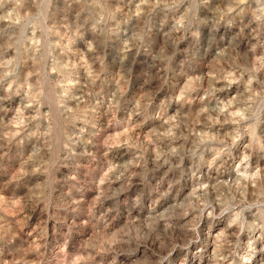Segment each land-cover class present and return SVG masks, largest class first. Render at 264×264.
<instances>
[{
	"label": "clouds",
	"instance_id": "obj_1",
	"mask_svg": "<svg viewBox=\"0 0 264 264\" xmlns=\"http://www.w3.org/2000/svg\"><path fill=\"white\" fill-rule=\"evenodd\" d=\"M9 258L264 264V0H0Z\"/></svg>",
	"mask_w": 264,
	"mask_h": 264
},
{
	"label": "rangeland",
	"instance_id": "obj_2",
	"mask_svg": "<svg viewBox=\"0 0 264 264\" xmlns=\"http://www.w3.org/2000/svg\"><path fill=\"white\" fill-rule=\"evenodd\" d=\"M139 71H140V69H139V67H137V68L134 70V74H135V72H139ZM120 79H124V77H123V73H121V75H120ZM138 83H139L138 81H136L135 79H132V82H131V84L129 85V87H130L132 90H136V87H137V84H138ZM151 91H153V89L145 88V89H144V92H143V93H139V94H140V95H143L144 93H149V92H151ZM108 124L111 125V120L108 121ZM92 167H95V165L93 164ZM87 174H89V173L86 172L85 175H87ZM5 194H6V193H5ZM13 215L18 216V221H17V222L21 225L20 231L17 233V235H18V236H23V233H24L25 231H28L29 234L32 236L33 240L37 242V243H36V247H37V248L41 247V245L39 244V239H40V237L37 236V235L35 234L36 230L39 228V223L36 222L35 217H33L32 221L26 223V222L24 221V215H23V214L13 213ZM29 225H30V226H29ZM6 264H10V258H9V261L6 262Z\"/></svg>",
	"mask_w": 264,
	"mask_h": 264
}]
</instances>
